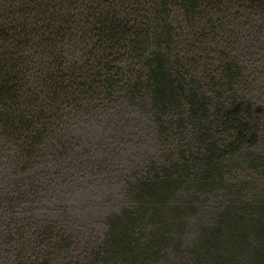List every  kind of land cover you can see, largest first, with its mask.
Returning <instances> with one entry per match:
<instances>
[{
  "label": "trees",
  "instance_id": "1",
  "mask_svg": "<svg viewBox=\"0 0 264 264\" xmlns=\"http://www.w3.org/2000/svg\"><path fill=\"white\" fill-rule=\"evenodd\" d=\"M21 1L0 0V119L6 130L12 125L13 146L24 157L34 158L43 145L39 138L47 139L54 130L57 140L72 134L73 126L88 114L86 107L97 102L109 107L97 109L103 115L143 110L145 115L139 113L143 124L159 126L163 142L167 126L176 131L174 136L187 140V147L181 146L169 161L158 157L155 175L137 179L135 193L141 203L154 199L156 204L138 209L130 205L129 230L114 214L118 222L106 226L105 240L93 260L167 264L160 258L172 239L167 227H179L187 217L183 208L173 206L168 224L164 205L195 185L206 188L195 192L199 196H207L217 183L226 185L233 174L228 163L243 157L245 150L252 154L264 146V0H62L50 1L47 7L30 0V9ZM43 6L47 15L57 16L45 31L52 42L46 41L44 55L48 50L49 55H62L76 44L86 57L78 68L66 71L63 56L57 65L42 62L39 43L32 40L41 36ZM15 45L20 49L17 58ZM43 65L58 69L59 82L52 89L48 79L53 75ZM54 100L60 101L56 109ZM245 194L240 190L238 198L219 208L199 231L196 243L173 262L264 264V194L262 198ZM186 204L201 210L192 200ZM25 209L9 215L12 264L64 263L62 256L73 252L65 230L58 222L47 224L34 214L27 216ZM148 213L150 217H142ZM146 219L157 222L149 238L144 237L147 221L141 225ZM179 243L185 247L182 240ZM69 264L87 263L78 257Z\"/></svg>",
  "mask_w": 264,
  "mask_h": 264
},
{
  "label": "rangeland",
  "instance_id": "2",
  "mask_svg": "<svg viewBox=\"0 0 264 264\" xmlns=\"http://www.w3.org/2000/svg\"><path fill=\"white\" fill-rule=\"evenodd\" d=\"M50 1L61 4L62 0H39L38 4L47 7ZM22 4L26 8L33 7L30 0H22L20 5ZM41 8L44 9L40 12L41 36L32 41L40 45L42 62L57 65L63 56L66 71L78 68L86 57L77 51L76 44L67 46L62 55L60 52H57V56L49 55L50 50L44 55L43 52L47 48L45 41L52 42L51 35L49 32L45 34V31L50 28L52 18L57 16L47 15L49 12L44 6ZM29 15L33 17L35 9L31 10ZM60 24L57 20L56 25ZM61 39V37L58 39L59 42ZM14 47L18 50V45ZM19 55L20 49L14 57L17 58ZM42 67L53 75V79H48L52 89V86L59 82L55 80L58 69L54 65ZM18 92L22 93L21 88ZM59 104V100H54L53 109ZM86 108L89 109L88 114L83 117L81 124L73 126L72 134L65 135L59 140L54 137L55 130L54 136L50 135L46 139L44 137L47 135H44L39 138H43V141H39L43 142L42 147L34 158L29 159L24 157L25 153L21 149L13 146L15 131L12 125L6 130L4 120L0 119V264H12V249L7 238L9 215L14 211L18 215L21 207H26L24 214L27 216L34 214L47 224L58 222L65 230V237L68 243H72L73 252L62 256L65 259L62 264L75 262L78 257L80 263L93 264L95 253L99 252L101 243L105 240L107 227L112 228L114 223L118 222L114 214L121 216L118 218L119 223L124 225L125 230H129L133 227L129 224L132 222L131 211L128 209L130 205H135L138 209L142 206L153 207L156 204L154 199H147L144 204L141 203L140 196L135 193L137 179L156 174L158 167L155 163L160 155L163 160L169 161L172 155L180 153L181 146L187 147V140L182 135L174 136L176 131L170 126L166 127L167 139L163 142L159 137L161 133L159 126H155V123L143 124L144 120L140 118L139 113L141 115L146 113L141 109L138 113L120 111L113 114L111 111L109 115H103L98 110L109 107L102 102ZM10 134L12 138L8 140L6 136ZM188 142L190 145L189 139ZM248 154L245 150L243 157L238 156L235 161L231 160L228 163L233 168V174L226 185L217 183L209 187L207 196L195 195V192L206 190L203 186L195 185L182 191L183 195H177L174 202L170 201L164 205L168 214V224H172L170 214L173 206L183 208L184 217H187L179 227H167L170 228L172 239L166 243L167 252L160 255L167 264H183L180 261L173 262L172 258L180 255L184 248L192 247L201 228L215 217L219 208L225 207L232 198H238L240 190H244L249 197L262 198L264 159L260 158H264V146L259 152ZM29 156L31 157V154ZM31 159L32 164L28 163ZM228 176L229 173L224 168V180ZM218 182H221L219 177ZM233 188H236L237 194L233 192ZM186 200L201 205V210L195 205L185 206ZM145 216L150 217V214L142 217ZM142 219H139L136 225H140ZM156 224L154 220L142 221L143 228H148L144 234L145 238L151 236ZM179 240L185 243V247L182 248Z\"/></svg>",
  "mask_w": 264,
  "mask_h": 264
},
{
  "label": "bare ground",
  "instance_id": "3",
  "mask_svg": "<svg viewBox=\"0 0 264 264\" xmlns=\"http://www.w3.org/2000/svg\"><path fill=\"white\" fill-rule=\"evenodd\" d=\"M112 4V3H111ZM197 4V3H196ZM214 8V7H213ZM113 10V9H112ZM105 11V10H104ZM190 17V16H189ZM206 17V16H205ZM105 22V21H104ZM219 24V23H218ZM176 25V24H175ZM169 28V27H168ZM123 30V29H122ZM38 32V31H37ZM41 33V32H40ZM127 36V35H126ZM28 40V39H27ZM32 40V39H31ZM46 42V41H45ZM26 43V42H25ZM35 45V44H34ZM40 46V45H39ZM98 50V49H97ZM103 56V55H102ZM135 56V55H134ZM202 61V60H201ZM226 65V64H225ZM208 66V65H207ZM158 72V71H157ZM155 73V72H154ZM156 74V73H155ZM152 75V74H151ZM144 82V81H143ZM185 82V81H184ZM192 83V82H191ZM58 84V83H57ZM145 84V83H144ZM152 84V83H151ZM186 85V84H185ZM210 85V84H209ZM137 86V85H136ZM213 88V87H212ZM143 90V89H142ZM220 92V91H219ZM147 93V92H146ZM209 95V94H208ZM196 96V95H195ZM204 97V96H203ZM263 99V98H262ZM231 101V100H230ZM198 102V101H197ZM178 103V102H177ZM230 103V102H229ZM19 104V103H18ZM218 104V103H217ZM165 105V104H164ZM150 107V106H149ZM188 107V106H187ZM204 109V108H203ZM27 110V109H26ZM8 115V114H7ZM197 116V115H196ZM22 118V117H21ZM174 118V117H173ZM212 119V118H211ZM9 120V119H8ZM22 120V119H21ZM263 120V119H262ZM229 121V120H228ZM5 123V122H4ZM211 123V122H210ZM225 124V123H224ZM3 125V124H2ZM11 125V124H10ZM181 125V124H180ZM209 125V124H208ZM53 126V125H52ZM38 128V127H37ZM261 130V129H260ZM43 132V131H42ZM245 133V132H244ZM32 134V133H31ZM41 135V134H40ZM242 136V135H241ZM5 137V136H4ZM225 142V141H224ZM186 143V142H185ZM194 144V143H193ZM228 146V145H227ZM221 149V148H220ZM31 151V150H30ZM229 151V150H228ZM182 152V151H181ZM256 154V153H255ZM249 155V154H248ZM244 156V155H243ZM208 158V157H207ZM254 158V157H253ZM213 160V159H212ZM204 161V160H203ZM166 167V166H165ZM187 173V172H186ZM183 178V177H182ZM164 180V179H163ZM186 180V179H185ZM194 181V180H193ZM134 183V182H133ZM205 183V182H204ZM152 187V186H151ZM227 189V188H226ZM223 194V192H222ZM226 194V193H225ZM261 195V194H260ZM204 198V197H203ZM240 198V197H239ZM178 200V199H177ZM243 200V199H242ZM261 201V199H260ZM263 201V200H262ZM188 202V201H187ZM224 202V201H223ZM138 206V205H137ZM239 213V212H238ZM217 222V221H216ZM148 223V222H147ZM250 223V222H249ZM188 226V225H187ZM245 228V227H244ZM247 228V227H246ZM188 231V230H187ZM206 231V230H205ZM135 234V233H134ZM233 234V233H232ZM217 236V235H216ZM213 239V238H212ZM176 241V240H175ZM236 241V240H235ZM163 242V241H162ZM233 244V243H232ZM218 245V244H217ZM226 245V244H225ZM235 245V244H234ZM191 248V247H190ZM210 250V249H209ZM152 252V251H151ZM77 254V253H76ZM120 262V261H119Z\"/></svg>",
  "mask_w": 264,
  "mask_h": 264
}]
</instances>
